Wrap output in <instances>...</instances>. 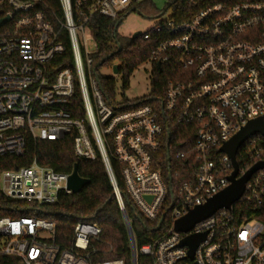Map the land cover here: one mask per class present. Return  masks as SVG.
Returning <instances> with one entry per match:
<instances>
[{
  "label": "built area",
  "instance_id": "1",
  "mask_svg": "<svg viewBox=\"0 0 264 264\" xmlns=\"http://www.w3.org/2000/svg\"><path fill=\"white\" fill-rule=\"evenodd\" d=\"M141 1L58 0L63 14L58 20L48 15L50 0H0V20L7 19L0 25V196L43 206L54 204L61 192L71 193V172H57L35 158L28 165L6 167L7 158L26 155L29 139L59 140L70 134L77 158L100 155L128 232L129 264H139L138 255L144 264H264V165L229 208L186 232L174 230L176 220L230 185L234 168L222 145L248 122L264 123V0H188L194 13L179 22L171 11L167 20L140 33L156 41L146 62L171 64L175 73L158 108L148 103L127 107L122 100L113 106L92 72L97 44L89 23L95 16L114 19ZM65 40L70 58L63 56ZM76 87L82 117L67 109ZM168 123L190 126L194 134L190 153H174L178 163L173 169L176 176L181 171V180L173 184L165 181L159 160L171 137ZM186 154L188 166L180 162ZM112 160L121 165L133 206L163 229L139 248ZM235 160L236 178L257 162L264 164V136L246 139ZM16 210L28 209L9 207L11 213ZM100 232L92 222L77 221L70 243L60 246L53 222L2 215L0 255L5 264H125L121 258H92L90 244ZM202 233L190 257L181 241Z\"/></svg>",
  "mask_w": 264,
  "mask_h": 264
},
{
  "label": "trees",
  "instance_id": "2",
  "mask_svg": "<svg viewBox=\"0 0 264 264\" xmlns=\"http://www.w3.org/2000/svg\"><path fill=\"white\" fill-rule=\"evenodd\" d=\"M51 7L48 15L58 20L63 19L62 9L58 0H50ZM147 9V10H145ZM171 9L172 18L179 22L186 20L195 8L188 4V0H169L165 10ZM131 10L138 11L141 14L148 15L155 10L151 0H143L134 4ZM120 13L114 19H108L101 16H95L89 23L90 33L97 44V52L94 55L92 67L93 74L99 77L101 91L106 102L115 106V80L112 77L101 78L98 74L99 66H113V61L118 62V72L121 73L122 88L128 85L129 76L133 70L149 58L150 52L156 44L154 38L144 40L142 35L135 38H125L117 34V27L123 17L129 12ZM61 36L66 39V31H61ZM66 52L63 56L70 58V49L68 41L65 40ZM101 60V62H100ZM175 73L171 64L157 66L151 65L150 71V93L138 100L128 102L123 100V106L132 107L143 103L151 104L158 108L162 100L166 83L174 78ZM68 111L74 117H82L84 109L82 106L81 94L78 87L75 88L74 96L68 105ZM170 132L168 148H163L159 152L160 165L165 181L171 179L179 182L181 180V171L175 175V166L177 160L174 159L176 151L190 153L194 142V134L190 132V126L166 124ZM180 160L182 165L188 166L190 155ZM41 164L52 168L57 172H72L74 166L77 168L79 176L89 180V184L78 193L61 192L58 200L54 204L38 206L35 203L10 201L0 196L1 210L0 216L11 215L18 217L38 216L55 225V241L60 246L68 245L73 235V227L77 221L92 222L97 225L101 232L97 239L90 244V253L92 258L99 260H109L121 258L125 264L130 263V249L128 232L125 227L123 216L118 203L113 194V189L101 161L99 153L94 160L77 158L72 148V136L65 135L59 140H32L27 141L26 155L22 158L9 157L7 168L15 166L28 165L32 159ZM115 181L122 195L126 216L134 236L137 248L151 241L161 234L163 229H156L154 222L147 221L133 206L126 191L122 175L120 173V164L111 161ZM179 171V169H177ZM171 173L169 177L168 174ZM27 207V211L14 213L9 211L10 206ZM45 211V213L41 212ZM166 214L164 215V221ZM163 225V223H162ZM6 257L0 255V264H5ZM138 263H143V257L138 255Z\"/></svg>",
  "mask_w": 264,
  "mask_h": 264
},
{
  "label": "water",
  "instance_id": "3",
  "mask_svg": "<svg viewBox=\"0 0 264 264\" xmlns=\"http://www.w3.org/2000/svg\"><path fill=\"white\" fill-rule=\"evenodd\" d=\"M7 19L0 20V25L4 23ZM140 34V32L134 33L131 38H135ZM159 66V63H158ZM112 71L114 74L118 72V65L114 64L112 66ZM260 133L264 136V123L261 119H254L248 122L238 133L232 136L227 142H225L220 150L226 153L233 165V172L228 177L230 185L217 193L216 195L209 198L201 206H195L190 209L183 217L179 218L174 223V230L177 232H186L193 227V225L210 215L215 211L221 208H229V206L237 201L244 190L245 182L249 179L250 175L256 171L258 168L263 167V162H257L253 165L248 171H246L242 176L236 178L237 175V162L235 156L237 151L244 144L245 140L249 137ZM89 184V180L78 175L77 168L74 166L73 171L68 176L67 179V188L71 193L80 192L85 186ZM159 225L157 226V228ZM205 237V234H195L188 236L181 241V245H187L189 247V256H193V252L197 245Z\"/></svg>",
  "mask_w": 264,
  "mask_h": 264
},
{
  "label": "rangeland",
  "instance_id": "4",
  "mask_svg": "<svg viewBox=\"0 0 264 264\" xmlns=\"http://www.w3.org/2000/svg\"><path fill=\"white\" fill-rule=\"evenodd\" d=\"M155 6V10L144 15L138 11H129L119 23L117 27V34L130 38L134 33H144L150 28L154 27L160 21H165L169 18L171 9L165 10L169 0H151ZM147 10V9H145ZM95 50L91 41L88 43V51ZM118 64L113 61L111 65ZM150 71L151 64L144 62L135 68L129 76L128 85L122 88L121 73L114 74L112 66H99L98 74L101 78L112 77L115 80V101L126 100L128 102L138 100L150 93Z\"/></svg>",
  "mask_w": 264,
  "mask_h": 264
}]
</instances>
